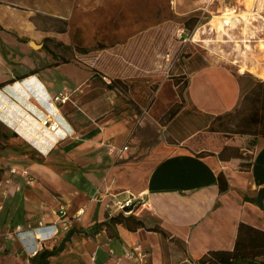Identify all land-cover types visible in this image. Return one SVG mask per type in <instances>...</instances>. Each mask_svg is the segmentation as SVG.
<instances>
[{"label":"rangeland","instance_id":"1","mask_svg":"<svg viewBox=\"0 0 264 264\" xmlns=\"http://www.w3.org/2000/svg\"><path fill=\"white\" fill-rule=\"evenodd\" d=\"M10 2L18 8L10 14L16 32H10L13 38L6 40L7 48L0 43V59L7 62V67L0 63V82L37 70L49 93L35 94L34 84L24 81L0 89V264H31L27 247L35 244V230L41 224L57 223L60 206L67 207L69 215L81 208L85 214L74 224L76 231L65 250L51 264L93 263L97 241L84 231L98 220L106 200L107 209L114 213L110 206L115 198H103L101 187L105 171L118 159L115 138L92 142L94 128L102 130L123 120L137 125L147 119L157 126V136L169 144H184L200 152L229 140L230 155L237 148L252 150L264 139L212 131L225 128L207 115L227 112H205L193 102L200 99L201 104L213 106L218 100L216 83L201 71L205 67L231 71L232 57L238 55L242 65H247L249 53L256 51L263 53L264 61L260 17L264 18V0ZM228 11L234 13L229 25L212 23ZM193 16L200 23L190 32L185 23ZM26 24L40 32L38 40L22 37L20 28L24 31ZM6 34L0 32V42L8 38ZM29 42L43 47L33 49ZM114 79L120 81L111 84ZM244 93L232 111L240 106ZM59 97L64 102H57ZM31 98L42 107L34 106ZM173 108L180 112L166 122ZM63 117L75 124L73 132L66 130ZM49 121H56L60 129L47 130L43 122ZM225 122L234 129L229 118ZM14 132L19 136H13ZM64 132L72 137L64 139ZM93 182L100 192H92ZM91 208L93 217H88ZM67 234L60 230L44 248L60 246Z\"/></svg>","mask_w":264,"mask_h":264},{"label":"crops","instance_id":"2","mask_svg":"<svg viewBox=\"0 0 264 264\" xmlns=\"http://www.w3.org/2000/svg\"><path fill=\"white\" fill-rule=\"evenodd\" d=\"M9 3L10 0H0V32L7 33L8 37L0 42L3 48H7L6 40L11 41L13 38L10 32H16L10 14L18 8ZM254 14L258 15L257 12ZM232 15L233 12H225L213 18L212 23L220 27L229 25ZM16 23L24 25L22 22ZM22 30L20 28L22 37L38 40L40 36V32L33 30L29 24ZM252 47L257 50V45ZM262 56L263 53L250 52V62L247 65H242L243 60L238 55L232 57L230 70L237 76L228 69L212 66L202 69L216 83L218 100L215 105L207 106L201 104L200 99H193L194 104L205 112L232 111L241 98L242 87L238 80L241 76L249 74L264 81ZM0 63L7 67L5 60L0 59ZM22 81L34 84L35 94L39 95L42 91L49 93L37 70L17 82ZM31 100L34 106L42 107L40 101L33 98ZM87 118L93 120L89 115ZM63 119L66 130L73 132L75 124L68 117ZM65 132L64 139L72 137ZM157 133V126L147 119L137 125L128 120L113 122L102 127V130L98 127L90 131L92 142L115 138L118 145L114 146L118 150L115 153L118 159L116 165L104 173L101 196L111 200L113 195L115 203L124 200L126 192L140 196L143 206L136 215L148 225L158 224L170 235L165 238L160 233L145 229L131 232L123 225H118V237H111L104 230L96 237H90L97 241L92 264H140L137 258L127 257V253L136 249L148 254L149 264L192 263L209 251L232 252L241 222L264 231V199L261 204L257 200L259 192L264 189V139H259L252 150L234 149V155L228 152L230 141L223 140L213 150L203 149L200 152L205 154L198 156L200 152L188 149L184 144H169L161 140ZM41 153L46 156L42 151ZM112 153L110 151V156ZM220 173H224L229 183V189L224 193L220 192L218 185ZM98 186L93 182L92 192H100ZM105 202L98 220L93 221L91 226L95 222L106 220L107 215L119 213L115 209V203L109 205L114 211L112 213L107 209L109 201ZM94 207L95 205L93 209ZM93 209L88 217H93ZM104 234L107 240L104 239Z\"/></svg>","mask_w":264,"mask_h":264},{"label":"trees","instance_id":"3","mask_svg":"<svg viewBox=\"0 0 264 264\" xmlns=\"http://www.w3.org/2000/svg\"><path fill=\"white\" fill-rule=\"evenodd\" d=\"M199 23V17L193 16L186 21L185 28L192 32ZM45 40L51 41L52 39L46 38ZM59 44L62 43H58V45ZM68 62V60H64V63ZM29 76H31V74H26L8 82L1 83L0 89ZM248 77L249 79H246ZM118 81H120V79H114L111 84ZM239 82L242 90L246 92L242 96L240 106L234 111H230L225 114H208L207 116L212 117L213 121L221 122L225 128V130H218L212 126L214 128L212 131L224 132L225 134L261 136L264 138V81H254L251 75L245 74L239 78ZM183 83L187 84V81ZM111 87H113V85H111ZM179 112V108L171 109L168 113L169 120H166V122L174 120ZM226 118H229L231 123L234 124V129H230L225 126L226 122L224 123V120ZM13 136L18 137L19 133L14 132ZM204 154L205 153L200 152L198 153V156H202ZM1 174L2 171H0V175ZM217 180L220 192H226L229 189V183L224 173H220ZM118 225H123L131 232H135L139 229H145L150 232L160 233L165 238L170 236L169 233L158 224L148 225L137 215H127L124 212L107 215L106 220L102 222H95L89 229L84 231V234L94 238L106 230L111 237H114L117 236L116 228ZM75 231V229H71L60 246L52 249L43 248L38 255L30 258L31 264H51V259L59 256L65 250V243L70 241ZM185 264H264V231L245 222H241L238 226L237 239L232 252L209 251L199 260Z\"/></svg>","mask_w":264,"mask_h":264},{"label":"built area","instance_id":"4","mask_svg":"<svg viewBox=\"0 0 264 264\" xmlns=\"http://www.w3.org/2000/svg\"><path fill=\"white\" fill-rule=\"evenodd\" d=\"M58 101H63L64 98H58ZM54 104V102H53ZM50 127L54 130L52 132H56L60 129L59 124L56 121H50L49 123ZM51 131V130H50ZM126 198L124 200L117 201L114 206L116 211L118 212H124L126 214H137L140 208L143 206L141 203L142 199L138 195H134L133 193L126 192ZM126 209H130L128 212ZM85 214V209L81 208L79 209L75 215L70 216L68 214L67 208L65 206H60L58 210L56 211V215L59 218V221L57 223H53L50 225H43L41 224L38 228L35 230L36 235V241L35 244L28 245L27 247V253L32 258L38 255L40 251L44 248V243L49 240L50 238H53V236H56L60 230H63L65 232H69L76 222L82 221V218ZM127 257L130 259L137 258L140 262V264H149L148 260V254L146 252L141 251L140 249H136L134 251H131L127 253Z\"/></svg>","mask_w":264,"mask_h":264},{"label":"bare ground","instance_id":"5","mask_svg":"<svg viewBox=\"0 0 264 264\" xmlns=\"http://www.w3.org/2000/svg\"><path fill=\"white\" fill-rule=\"evenodd\" d=\"M249 5H250V4H249ZM30 45H31V47L34 48V49H40V46L37 45V44L34 43V42H31ZM13 89H14V88H13ZM51 105H52V106H51ZM50 106H51V111H52V112H55V110H56V106H55V104H53V103L51 102ZM48 117H51V115H49ZM49 122H50V121H49ZM49 122H43V126H44L47 130H51V132H52V131H54V130H53L51 127H49Z\"/></svg>","mask_w":264,"mask_h":264},{"label":"water","instance_id":"6","mask_svg":"<svg viewBox=\"0 0 264 264\" xmlns=\"http://www.w3.org/2000/svg\"><path fill=\"white\" fill-rule=\"evenodd\" d=\"M31 43V42H30ZM29 43V44H30ZM40 46V45H39ZM43 46H40V48H42ZM263 199H264V189H262L260 192H259V195H258V198H257V200H258V203L259 204H261L262 203V201H263ZM130 209H126V211L128 212Z\"/></svg>","mask_w":264,"mask_h":264}]
</instances>
